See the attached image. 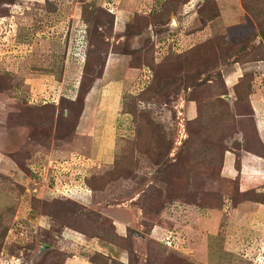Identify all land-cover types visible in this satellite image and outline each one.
<instances>
[{"label": "rangeland", "instance_id": "374dc122", "mask_svg": "<svg viewBox=\"0 0 264 264\" xmlns=\"http://www.w3.org/2000/svg\"><path fill=\"white\" fill-rule=\"evenodd\" d=\"M9 1L0 0V11L15 3V18L0 20V78L14 77L11 87L0 80L1 264H73L68 258L76 264H264V183L243 190L237 177L220 175L225 149L233 157L245 152L232 149V139L247 148L246 127L263 123L264 130V0ZM93 4L128 13L112 30L109 47L96 55L99 65L108 48L147 53L146 60H135V68H145L141 81L117 103L128 112V128L110 146L114 159L108 163L78 151L89 155L91 146L74 136L91 77L60 101L63 119L53 113L47 121L52 108L42 124L20 117L26 101L49 102L53 89L38 80L34 54L18 45L16 29L30 27L38 33L34 47H51L47 28L64 23L65 29L68 19ZM34 47L29 53L41 59L43 51ZM237 67L240 77L222 87L217 76ZM36 87L43 96L32 93ZM243 92L252 117L246 97H239ZM216 144L223 149L215 150ZM112 221L125 223L124 234L112 231ZM153 225L172 229L167 243L148 237Z\"/></svg>", "mask_w": 264, "mask_h": 264}, {"label": "crops", "instance_id": "0c3cea01", "mask_svg": "<svg viewBox=\"0 0 264 264\" xmlns=\"http://www.w3.org/2000/svg\"><path fill=\"white\" fill-rule=\"evenodd\" d=\"M36 3L42 4V0H34V4ZM14 5L15 3L4 4L5 7L4 9L7 10V14L0 13V20H3L4 17H7L9 19L15 18L13 11ZM122 11L123 13L121 14H118L119 12L118 10L116 11L117 12L116 14L112 13L113 30L120 29V26L124 25L128 19L127 11L126 10H122ZM49 12H54V11H49ZM219 15L225 18L221 12ZM227 15L229 16L230 14ZM33 17H35L36 19L37 18L40 19L38 16L36 17V15H33ZM68 20H69L68 21L69 24H67L68 27H66L65 29H63V26H65L66 24L64 23L60 24L58 30H62V31H58L57 28L54 27L47 28L49 30L48 33L50 34L48 36L46 35L45 38L52 37L51 38L52 42L49 43L50 45H52L51 47H47V46H41L39 48L34 47V43L36 37L38 36V33H35L34 30L31 29L30 27H25L26 31H23L21 27H18L14 35L15 39L17 38L21 39L20 42L21 44L18 45L25 46L29 48L30 51H33L32 50L33 47L34 49H41L43 51L41 55L42 60L38 58L33 59L35 58L36 53L33 52L29 53L30 51L28 52V56L29 55L32 56L34 54L32 57V63H35V66L38 68L36 70L37 71L39 70L38 80L39 81L47 80V82L49 83L47 88L49 89L51 88V90L53 89V91L50 94V96L52 97L51 100L49 102L46 101L45 103H53L56 105L63 92L65 93L68 92L67 95H70L72 90L73 89L75 90L76 83L80 79L84 59L81 56H76L74 54L73 55L71 54V41L75 29L79 22V14L77 15L74 14L71 22L70 19ZM176 24L178 23L176 22ZM26 26H28V24ZM53 29L56 30V32L54 33V35L56 36L53 35V31H54ZM24 34L27 37H30L31 39L30 43L28 42L27 37H26V42H24L23 40ZM107 37L108 36H105V40L112 41L111 36L108 39ZM41 38L45 39L44 37ZM56 39H58L57 42ZM182 41L186 42V40L183 39ZM60 45L62 47L61 50L62 55L60 57L61 61L59 62L58 55L54 56L55 54L54 47L58 49L57 47L58 46L60 47ZM50 48H51V52L49 51ZM23 60L25 61L26 59ZM130 60H131L130 55L117 54L109 50L108 48L100 76L91 79L92 83L90 84V87L83 95L82 109L81 112L79 113L74 136L79 140L82 139L84 143L87 142V145L91 146L90 147L91 152L89 151L90 153L89 155L86 154L87 151L82 152V149L78 150L81 153L87 155L86 157L90 158V160H94L100 163H108L112 161L114 159L113 158L114 150H112L110 146L114 147L113 144L115 138L117 136L121 138V134H122L121 132H123L126 128H128V126H126L125 124L128 121L127 120L128 114L121 112V110H119L120 105H117V103L118 101H120L122 93L131 92L132 87H134V83L138 80L141 81V75H142L141 73L144 72L142 70L144 67L140 69L131 67L129 65ZM30 62L31 61L27 59V62L24 63L30 64ZM10 76H11L10 82L13 83L14 77L12 75ZM238 77H240V69L237 67L234 68V70H230V72L224 74L222 76V79L225 86L226 85L231 86L236 82L235 79H237ZM51 82L53 83V85L51 84ZM13 87L12 89H15ZM31 91L32 93L34 94L37 93L40 94L41 96H43L44 93V90L41 91V89H38L37 87L35 91L33 90ZM252 96H255V94L250 95V97ZM27 103L30 104V101H27ZM254 114H255V110H254ZM262 126L263 123L260 124L255 123V128L257 130V133L263 139L264 130ZM262 139L261 141L264 140ZM105 155L109 156V158H105ZM233 162H234L233 155L229 151H226V153L223 154V159L221 163L222 165L220 168V175H223L230 179H235L237 177L238 185L240 188L243 187V190H246L248 188H254L258 184L264 183V158L258 156L257 154L242 152V154L239 155L238 172L234 169ZM135 214L136 213L134 212V215ZM138 221H139V217L135 219V222ZM111 223L114 224V227L116 229L115 231H117L118 234H120L119 232H122L124 234V232L126 231L124 222L123 223L120 222L122 224L119 225L114 221H112ZM63 232L67 233V231H63ZM171 232L172 229L171 230L164 229L158 225H153L148 231V237L160 243L162 242L160 241L161 239L171 237L170 235ZM138 234L135 235V237L137 238L144 237V234H140V235ZM67 260L72 261L73 264L79 263L78 260L73 261L71 258H68ZM193 260H194V264H205L203 261L197 262L195 261V259ZM201 260H203V257H201Z\"/></svg>", "mask_w": 264, "mask_h": 264}, {"label": "trees", "instance_id": "16d2710c", "mask_svg": "<svg viewBox=\"0 0 264 264\" xmlns=\"http://www.w3.org/2000/svg\"><path fill=\"white\" fill-rule=\"evenodd\" d=\"M186 1H185V3H186ZM9 2H12V0H10ZM8 4H11V3H8ZM167 8L168 7H166V11H168ZM3 10H1L0 13L1 14H7V10L6 9H3ZM141 18L145 19V16H141ZM159 18L161 19L162 17H159ZM112 30H113V15H112V13H110L109 11L104 9L103 7L97 6V5H94V4L92 5L91 9L87 8V10H86V8H83L79 12V22H78V25H77V27L75 29V32L73 34L72 41H71V54L72 55L74 54L76 56H81L84 59V63H83V66H82V71H81V77H80V80L78 81V82H80V83H78L79 85L76 86L75 90L74 89L72 90L70 95H67L68 92H66V93L63 92V94L60 96V98L58 100L57 105H55L53 103H44L42 105L35 106L36 104L29 105V104L26 103L27 101L26 102L24 101L25 104H26V109L23 112V115H20V117L24 118V119H28L25 116H30L29 119L31 120V122L34 121L33 123H35V124H42V123H44V120H45L44 116L46 114L49 115V113L45 114V111L48 108H52L54 110V112L52 111V117L49 118V120L47 119V121H53L54 116H55L53 113H56L57 117L59 116L61 119H63V117L65 115V112H67V111L64 110V109H60L61 106H59V108H56V107L58 106V104L60 103L61 100L71 97V95L74 93V91H75V93H77V90H78L77 88H79L80 84H82L83 82L87 81V79H86L87 77H91V79H92V78H97V77L100 76L101 71L103 69L104 59H105V55H106L107 51L106 50L103 51L104 52V56L102 57L103 61H102L101 65H99L100 57L96 56V55H99V51L101 49L109 47L108 41L105 40V36H108L107 37V39H108L111 36V34H112ZM99 31L101 33H99ZM142 32L140 31V33H138V34H141ZM142 34H144V33H142ZM262 35L264 37V34H262ZM94 42L96 44H94ZM140 53H141L140 49L131 50V52L129 54L131 56V60L129 62V65L131 67H135L136 61L140 60L139 56H142V59L146 60V58H147L146 54L147 53L146 52H142L141 53L142 55H140ZM135 55L138 56V57L135 58ZM97 60H98V62H97ZM140 63L138 64L137 67H140L142 65V64L140 65ZM88 75H90V76H88ZM217 77L219 79V83L221 84V86L224 87L225 85H224V82H223V79L221 78V76L219 75ZM1 79H3V81L8 83V84L4 83L6 86L11 87V85H10V80L11 79H10V77L8 75H4L3 77L0 78V80ZM203 80L204 79L200 80V85L201 86L204 85V83H203L204 81ZM87 82H89V81H87ZM236 85L233 86L232 88L236 89V87H237ZM89 87H90V84H88L85 87V90L83 91V95L85 94V92L88 90ZM226 93L227 92H222L221 94H226ZM238 94H239V97H243V98L246 97L245 98L246 104L249 107V110L251 112L250 116L252 117L253 116V112H252L251 107L249 106L246 92H243L242 94L241 93H238ZM14 95H15V93H13V96ZM239 97H237V99ZM220 102L223 103V104H226V102L223 99H220ZM81 109H82V104H81ZM81 109H80L79 113L81 112ZM121 112H123V111H121ZM79 113L76 114L75 122H74V125H73V130H75L74 128H75V125L77 124ZM123 113H128V112H123ZM57 117H56V119H57ZM197 117L198 116H196V118ZM21 118H18V119H21ZM192 122H194V121L192 120ZM15 123H16V120H15ZM196 123H197V126L200 125L199 122H196ZM15 126L17 127V125H15ZM246 128H247L248 131L245 132V135L248 137L247 141L249 142L247 148H244V146L242 145L244 143V141L242 139H240V140L232 139V141L230 143V146L232 147V149H235V150H238V151L239 150H241V151L244 150L245 152H249V153H252V154H257L258 156H261L262 158H264V155L263 156L261 155V151L264 150V145H263L262 141L258 137V133H257V130L255 128L254 123L252 122V126H249V127H246ZM246 128H245L244 131H246ZM251 128H252V130H251ZM205 129H208V128H205ZM241 131H242V129H241ZM215 146H216L215 150L218 149V151H219V150L223 149L222 145L218 146L216 144ZM219 148H221V149H219ZM203 150H205V149H203ZM230 150L229 149H225L223 152L230 151ZM17 152H18V150H17ZM220 157L222 159V154L220 155ZM233 163H234V169L238 172L239 171V156H237V155L234 156V162ZM110 226H111L112 231L116 232L114 225L110 224ZM137 234H136V232L134 233V235H137ZM140 234H142V233H139L138 235H140ZM117 236H118V234H117ZM42 247H44V246L41 245V248Z\"/></svg>", "mask_w": 264, "mask_h": 264}, {"label": "built area", "instance_id": "2783aa9c", "mask_svg": "<svg viewBox=\"0 0 264 264\" xmlns=\"http://www.w3.org/2000/svg\"><path fill=\"white\" fill-rule=\"evenodd\" d=\"M166 243L169 241V237L165 239ZM1 264V262H0ZM6 264H18L17 261H14V262H11V261H8V263Z\"/></svg>", "mask_w": 264, "mask_h": 264}, {"label": "water", "instance_id": "95a60500", "mask_svg": "<svg viewBox=\"0 0 264 264\" xmlns=\"http://www.w3.org/2000/svg\"><path fill=\"white\" fill-rule=\"evenodd\" d=\"M170 24H172V19H170ZM226 98V97H225Z\"/></svg>", "mask_w": 264, "mask_h": 264}]
</instances>
